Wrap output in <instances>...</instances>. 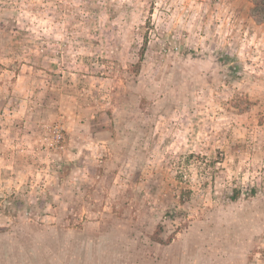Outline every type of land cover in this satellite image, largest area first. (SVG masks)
I'll list each match as a JSON object with an SVG mask.
<instances>
[{"label": "rangeland", "instance_id": "obj_1", "mask_svg": "<svg viewBox=\"0 0 264 264\" xmlns=\"http://www.w3.org/2000/svg\"><path fill=\"white\" fill-rule=\"evenodd\" d=\"M250 2L0 0V264H264Z\"/></svg>", "mask_w": 264, "mask_h": 264}, {"label": "trees", "instance_id": "obj_2", "mask_svg": "<svg viewBox=\"0 0 264 264\" xmlns=\"http://www.w3.org/2000/svg\"><path fill=\"white\" fill-rule=\"evenodd\" d=\"M252 2V7L250 10V16L257 23H264V0H250ZM147 47V40L143 43V47L139 51L140 61L137 62L135 66V71H139L141 68V59L145 54V50Z\"/></svg>", "mask_w": 264, "mask_h": 264}, {"label": "crops", "instance_id": "obj_3", "mask_svg": "<svg viewBox=\"0 0 264 264\" xmlns=\"http://www.w3.org/2000/svg\"><path fill=\"white\" fill-rule=\"evenodd\" d=\"M250 4L252 5V3L250 2ZM258 24H262V23H258ZM264 24V23H263Z\"/></svg>", "mask_w": 264, "mask_h": 264}, {"label": "built area", "instance_id": "obj_4", "mask_svg": "<svg viewBox=\"0 0 264 264\" xmlns=\"http://www.w3.org/2000/svg\"><path fill=\"white\" fill-rule=\"evenodd\" d=\"M60 137V136H59Z\"/></svg>", "mask_w": 264, "mask_h": 264}]
</instances>
